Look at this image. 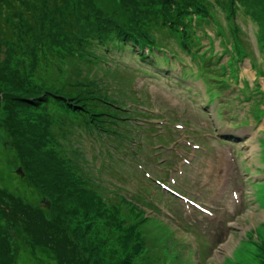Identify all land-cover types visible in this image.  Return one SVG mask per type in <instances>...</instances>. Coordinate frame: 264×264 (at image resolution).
I'll return each mask as SVG.
<instances>
[{
    "label": "rangeland",
    "instance_id": "obj_1",
    "mask_svg": "<svg viewBox=\"0 0 264 264\" xmlns=\"http://www.w3.org/2000/svg\"><path fill=\"white\" fill-rule=\"evenodd\" d=\"M38 1L0 0V88L16 90L21 73L24 89L15 95L21 102L0 106V264H62V257L70 264H112L127 251L114 250L126 234L142 247L143 261L135 264H168L153 256L156 246L174 264H264V0H201L206 6L197 0H41L40 9ZM71 22L92 34L105 32L118 52L116 62L78 67L76 76H88L80 101L93 104L87 122L80 121L78 112L85 111L78 94L60 90L51 98L35 52L43 40L66 39ZM136 23L150 28L164 47L155 53L168 55L169 73L163 59L146 61L117 37L119 29ZM3 24L9 31H2ZM200 45L201 61L210 59L207 64L233 82L210 103L206 94L216 84L189 55ZM186 64L184 80L178 75ZM89 122L102 131L89 134ZM108 126L118 132L141 126L129 139L145 145L147 154L127 158L132 179L121 158L131 157L132 146L106 145ZM155 154L171 159L170 166L157 165ZM73 163L82 165L75 169ZM80 170L94 178L91 190H115L118 179L126 178L132 189L163 190V209L124 192L122 211L118 192L110 191L114 204L105 193L88 197L82 188L87 183L75 177ZM101 171L108 173L104 187ZM44 197L48 205L41 203ZM73 245L81 257H73Z\"/></svg>",
    "mask_w": 264,
    "mask_h": 264
},
{
    "label": "trees",
    "instance_id": "obj_2",
    "mask_svg": "<svg viewBox=\"0 0 264 264\" xmlns=\"http://www.w3.org/2000/svg\"><path fill=\"white\" fill-rule=\"evenodd\" d=\"M198 3L200 2V5L206 6L201 2V0H197ZM229 1V0H228ZM233 3L234 0H231ZM38 8H41V0L37 2ZM183 8H178V14L177 17L180 18L182 16ZM28 20V24L33 25L34 21L26 18ZM175 20V19H174ZM172 20L173 22H175ZM180 24H183L180 19L177 20ZM141 23H136L137 26L131 27V28H121L118 30L117 37L120 38L122 42H125L126 44L132 46L133 48L141 51V56L143 57H150L151 50L148 46L158 47L157 40L154 38V33L150 30V28H145V26L140 25ZM9 25H2V31L8 30ZM105 32L98 33V34H92L91 32L87 30L81 29L79 25H77L75 22H71L69 24V31H65L66 39L69 38L68 41L66 39L59 41V40H52L51 43L46 44V42L43 40L40 45L37 46L35 49L36 53H39L40 59L43 62V65L41 66L42 72L47 75V86H45V89L47 91L51 92V98L60 96L56 92H65L67 94L71 95H77L78 96V102H82L81 105H84L85 113L79 111V116H83L80 121H84V118L88 116V112H92V106L93 104H89L86 101H80V97H85L84 88L86 87L88 76L86 77V80L84 79V76H76V72L79 70V66L81 64L86 65L88 69L92 67V63L97 59L96 50H101L103 55H107V53L113 52L114 54L118 53L116 51V46L114 44V41L111 39L104 38ZM153 36V38H152ZM153 50V49H152ZM56 66V69L54 68ZM40 71V70H39ZM21 73L17 77V81L15 82L16 90H12V88H0V106L2 104L7 103L8 107L6 109L12 108L10 103L8 102H21L20 100L16 99L17 93H22L24 89L20 86L21 81ZM52 80V81H50ZM80 85V86H79ZM61 90V91H60ZM26 93H23L24 95ZM53 94H55L53 96ZM26 95H24L25 97ZM80 96V97H79ZM69 99L67 98V101ZM40 103V102H39ZM41 106V105H40ZM46 106V105H44ZM101 106L100 104L96 105ZM77 111V110H76ZM49 113V111H46V113ZM50 114V113H49ZM46 118V116H45ZM82 127V126H81ZM57 157H53V159L56 161ZM91 193L87 192V196L89 197ZM91 201L94 202V198L90 197ZM98 215H100V212H96ZM117 217L121 220L119 216H116L114 214V220L117 219ZM40 221H45V217L41 218ZM44 223V222H43ZM46 219V224H47ZM108 226H113V222L109 221ZM114 230H108L110 234H112ZM139 239L137 240V242ZM117 249H114L115 252L124 251L127 250L126 253L123 255V257L119 258L118 260L110 261L112 264H135L138 261H142L143 257L139 255V245L132 243L133 246H129V242L124 239L121 242H116ZM129 246V247H128ZM76 245H73V250L75 249ZM128 248V249H127ZM56 249L60 250L61 254L64 252V248L58 244V241L56 242ZM133 250V253H132ZM83 252L79 250H74L72 253L73 257L79 258L81 257ZM136 253L135 255H133ZM62 264H70L66 257L61 258Z\"/></svg>",
    "mask_w": 264,
    "mask_h": 264
},
{
    "label": "water",
    "instance_id": "obj_3",
    "mask_svg": "<svg viewBox=\"0 0 264 264\" xmlns=\"http://www.w3.org/2000/svg\"><path fill=\"white\" fill-rule=\"evenodd\" d=\"M18 171H21V169H19ZM41 203H42V204H47V205H48L49 202H48L47 197H44V198L42 199Z\"/></svg>",
    "mask_w": 264,
    "mask_h": 264
},
{
    "label": "bare ground",
    "instance_id": "obj_4",
    "mask_svg": "<svg viewBox=\"0 0 264 264\" xmlns=\"http://www.w3.org/2000/svg\"><path fill=\"white\" fill-rule=\"evenodd\" d=\"M218 92H213L209 96H216Z\"/></svg>",
    "mask_w": 264,
    "mask_h": 264
}]
</instances>
